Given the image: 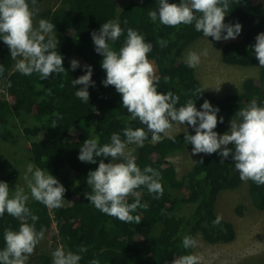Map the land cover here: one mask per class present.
I'll return each instance as SVG.
<instances>
[{"label":"trees","instance_id":"obj_1","mask_svg":"<svg viewBox=\"0 0 264 264\" xmlns=\"http://www.w3.org/2000/svg\"><path fill=\"white\" fill-rule=\"evenodd\" d=\"M42 1L36 0V5ZM28 2L31 6V0ZM168 2L179 4L180 0ZM158 6L159 0H127L121 8L113 0H60L57 7L43 16L54 25L52 34L59 41L56 50L63 57L66 72L53 73L45 80H40L38 73L29 76L19 73L8 46L0 40V64L5 69L0 81L14 94L16 101L11 106L0 98V181L7 182L9 189L15 191L21 176L15 160L7 156L4 147L23 136L29 144L26 150L29 163L49 171L66 189L63 207L58 209H49L29 196L27 206L39 217L36 229L43 227L44 232H54L55 225L64 249L81 256L79 264H91L93 260H98L99 264H171L180 256L192 254L193 248L185 249L182 244L186 235L194 238L198 234L209 244L231 243L235 239L233 224L222 219L219 225H214L213 221L219 216L216 207L222 194L242 184L246 186L253 208L264 212V185L242 181L231 157L220 163L222 158L218 153L203 154L186 173L177 177L168 158L187 147L189 143L184 141V135H194V129L157 142L151 141L149 133L143 147L135 148L136 164L141 170L145 166L156 169L163 186L159 199L144 186L135 190L141 203L149 205L147 210L138 208L132 213L140 217L139 224L121 222L96 209L86 196L78 197L81 190H89L87 194H91L87 174L94 171L102 159L97 157L96 163L81 162L78 156L83 142L95 138L102 146L111 142L113 133L125 139L122 131L125 127L146 128L138 119L130 120L114 86L102 84L106 78L101 67L103 56L95 51L91 33L109 20H117L124 29L117 41L109 42L114 50L118 51L123 45L128 28L137 30L152 43L148 59L156 67L158 92L171 91L178 96L177 107L193 98L197 110H201L204 100L219 108L217 119L222 116L223 123L218 122L214 129L218 134L226 132L234 114L253 99L264 105V66L259 65L252 47L257 34L264 32L261 0H230L225 18L241 24V36L222 47L220 60L232 66H257L258 71L256 78H246L239 91L224 98L208 93L194 68L180 60L184 50L203 33L196 31L194 24L170 27L161 24L159 19L153 22L148 14L158 11ZM86 28L88 31L84 30ZM80 32L87 34L79 36ZM160 40H166L167 46L161 47ZM72 59L80 65L75 71L70 69ZM85 65L91 66V79L95 83L94 87H88V103L76 95V90L82 86L73 85V80L85 74ZM196 89L204 91L194 97ZM135 199V195H130L128 202ZM185 207L189 209L187 213L183 211ZM20 223L7 213L0 216V250L5 247V229L18 231ZM81 245L87 248L86 252L78 251ZM35 264H51V259L48 254H41ZM254 264H264V261Z\"/></svg>","mask_w":264,"mask_h":264},{"label":"clouds","instance_id":"obj_2","mask_svg":"<svg viewBox=\"0 0 264 264\" xmlns=\"http://www.w3.org/2000/svg\"><path fill=\"white\" fill-rule=\"evenodd\" d=\"M229 3L230 0H180L177 4L159 0L158 11H150L148 15L153 22L159 19L161 24L170 27L194 24L195 30L202 32L206 38L226 41L235 39L242 28L238 22L224 23ZM35 5L36 0H31V6L28 0H0V40L8 46L19 73L25 76L38 73L40 80H45L53 73L66 71L62 66L63 57L56 50L59 44L57 38L48 35L45 42V34L53 32V23L40 20L38 28L34 27ZM123 34L124 29L117 20H109L98 31L91 33L95 51L103 56L101 67L106 78L102 84L105 87L114 86L121 95L122 106L130 114V120L138 119L146 128L125 127L122 130L125 139L122 140L119 133H113L111 142L102 146L95 138L83 142L78 156L81 162L96 163L97 157L102 158L98 167L87 174V184L91 186V194H85L87 200L102 213L121 222L139 224L140 217L132 213L138 208L147 210L149 205L141 203L135 190L144 186L150 194H155V199H159L163 195L162 177L150 166L141 170L135 156L126 151L127 145L143 147L149 133L152 139H158L170 132L174 123L183 125L185 122L195 132L194 135H184L186 144L193 146V155L218 153L222 158L220 163L231 157L242 181L251 180L258 186L264 185V105L253 99L234 114L228 130L218 134L214 129L218 122L223 123L222 116L219 121L217 119L219 108L204 100L201 110H197L193 98L177 107L178 96L171 91H157L158 78L153 63L148 59L152 43L146 41L137 30L128 28L123 45L118 51L114 50L109 42L117 41ZM159 43L161 47L167 46L166 40ZM252 47L259 65L264 66V32L257 34ZM203 55H207L206 50ZM199 62V54L188 53L189 67H196ZM79 66L77 60L70 61L72 71ZM84 68L85 74L73 80V85L82 86L76 90V95L88 103V87H94L95 83L91 79V66L85 65ZM4 71V66L0 64V76ZM203 91L196 89L193 96ZM104 160L109 162L105 163ZM24 180L32 199L49 209L63 207L66 189L47 170L29 163ZM130 195L136 196L132 203L128 202ZM29 198L24 188L17 187L12 192L7 182L0 181V216L7 213L21 221L18 231L5 229V247L0 250V264H28L36 246L43 239L45 229L41 227L37 231L36 221L39 217L27 206ZM221 220L222 217L217 216L213 224L219 225ZM182 244L185 249L197 247V241L190 235L183 237ZM78 251L84 253L87 248L81 245ZM51 255L52 264H79L81 260L79 254L67 251L63 246L57 247ZM200 261L199 255L188 254L178 257L171 264H200ZM91 264H99V261L93 260Z\"/></svg>","mask_w":264,"mask_h":264},{"label":"rangeland","instance_id":"obj_3","mask_svg":"<svg viewBox=\"0 0 264 264\" xmlns=\"http://www.w3.org/2000/svg\"><path fill=\"white\" fill-rule=\"evenodd\" d=\"M59 1L60 0H44L33 7V11L36 13L33 20L34 27L38 28L40 20H46L43 15L57 7L59 5ZM113 1L117 3L119 8H121L120 6L127 3V0ZM261 2L264 4V0H261ZM224 23L235 24V22L226 18L224 19ZM84 30L88 31L87 28ZM86 34L87 32H80L79 36L84 37ZM223 34L224 33H222V35ZM45 35L46 37L48 35L53 36L52 33ZM72 35L75 34L72 32ZM240 36L241 32L235 39L216 41L212 39V37L206 38L203 35L190 44L184 50L180 58V60L187 62V56L189 52H196L200 55L199 64L196 67H193L196 77L199 79L201 85L208 93L218 98H224L229 93H236L239 91L243 80L246 78H256V73L258 71L257 66H232L223 64L220 60V50L222 47L229 41H237ZM205 50L207 51L206 56L203 55ZM19 58L20 57H18V59ZM151 62L154 65L155 75L157 77L155 64L153 61ZM15 63L16 61H14V65ZM0 98H4L8 103L11 104V106H14L16 102L14 94L8 92L7 89H5V84L3 81H0ZM192 129L193 128L187 125V122H185L183 125L174 123L170 132L162 134L158 139L151 138V141L157 142L161 138L169 136L172 137L180 133H187ZM136 147V144H128L126 151L131 152L133 155ZM192 147L193 146L190 143L181 153L168 158V162L175 167L178 178H180L191 168L192 164L198 157L204 154L199 153L193 155ZM28 148V141L23 136H19L10 143L6 144L4 150L8 157H11L12 160H15V165L19 169L18 174L21 177L15 187L24 188L25 193L30 196V189H28L26 181L24 180L26 168L29 164L26 153ZM88 192L89 190H81L78 197L85 196V194ZM222 195L224 196L221 199V202L218 203L219 206L216 207V213L217 215L221 216L222 219L233 224L235 228L234 241L231 243L209 244L206 243L200 235L196 234L194 239L197 241V247L193 248L192 254H197L201 257L200 264H254L259 261H264V212L256 210L250 204V200L247 198L246 186L244 184L228 193L224 192ZM238 206L241 207L240 210H238ZM183 211L187 213L189 209L185 207ZM53 226L55 231L44 232L43 239L40 240L36 246L34 253L29 258L28 264H35L38 256L41 254H48L52 264L51 253L57 247L62 246L59 230L55 228V225Z\"/></svg>","mask_w":264,"mask_h":264},{"label":"bare ground","instance_id":"obj_4","mask_svg":"<svg viewBox=\"0 0 264 264\" xmlns=\"http://www.w3.org/2000/svg\"><path fill=\"white\" fill-rule=\"evenodd\" d=\"M215 48V47H214ZM235 75V74H234ZM231 79V78H230ZM227 84V83H226ZM229 84V83H228ZM255 95V94H254ZM255 97V96H254ZM234 101V100H233ZM183 130V129H182ZM190 144V143H189ZM181 156V155H180ZM188 160V159H186ZM211 168V167H210ZM239 194V193H238ZM237 196V195H236ZM239 196V195H238ZM232 215V214H231ZM228 217V216H227ZM232 217V216H231ZM255 217V216H254ZM229 219V218H228ZM240 220V219H239ZM236 222V221H235ZM253 223V222H252ZM259 223V222H258ZM246 225V224H245ZM248 225V224H247ZM256 229V228H255ZM246 232V231H245ZM253 234V233H252ZM261 234V233H260ZM235 238V237H234ZM241 244V243H240ZM243 244V243H242ZM210 247V246H209ZM242 248V247H241ZM261 248V247H260ZM192 250V249H191ZM245 251V250H244ZM196 252V251H195ZM204 256V255H203ZM211 256V255H210ZM171 260V259H170ZM221 260V259H220ZM224 260V259H223ZM230 261V260H229ZM205 262V261H204ZM206 263V262H205ZM240 264V263H239Z\"/></svg>","mask_w":264,"mask_h":264}]
</instances>
